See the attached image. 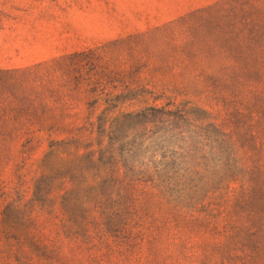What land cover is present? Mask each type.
<instances>
[{
    "label": "rangeland",
    "instance_id": "374dc122",
    "mask_svg": "<svg viewBox=\"0 0 264 264\" xmlns=\"http://www.w3.org/2000/svg\"><path fill=\"white\" fill-rule=\"evenodd\" d=\"M3 124L0 264H264V0H0Z\"/></svg>",
    "mask_w": 264,
    "mask_h": 264
},
{
    "label": "trees",
    "instance_id": "16d2710c",
    "mask_svg": "<svg viewBox=\"0 0 264 264\" xmlns=\"http://www.w3.org/2000/svg\"><path fill=\"white\" fill-rule=\"evenodd\" d=\"M91 117H88V120L86 122V125L82 128V129H70V131H68V133H76V135H74L75 137L81 138V132L85 131H91V133H94V127H95V123L91 121ZM147 119V113H145V111L141 114H137V115H133V114H127V115H121L118 116L116 119H114L112 121L113 125H117V124H121V125H125L130 123L132 120H136V119ZM99 134L98 136H103L105 135V131H102L100 129H102V127H104V121L103 118H101L99 120ZM26 127V124H21V125H8V124H3L0 125V149L2 150H6L9 149L11 147V145L13 143H17L20 142L24 137L27 136L26 138V142L25 144H23V148L25 150H32L33 147H30L29 145L32 143V141H34L33 137V132H31V127L27 128L26 132L23 133V129ZM38 131H42V129L40 128ZM111 134H113V137L110 138L111 142L110 145L105 148V149H99L98 151H90L86 154H84L81 159H80V163L79 166L82 168H95L98 170H101L102 168H105V170H107L110 173V176L105 180V182L111 183V182H119L122 183V181L120 180H115L114 174H115V170H117L116 166L118 164V162L115 161L113 153L114 150L112 149L113 144H111L112 142L118 140V136H117V129L114 131H111ZM30 135V137L28 136ZM79 140V139H78ZM78 141H68V142H62V143H57V142H51V144L49 145L50 147V151L48 153L47 156H51L55 153L58 152H63L65 150H68L70 146L77 144ZM102 145V143H100V146ZM90 147V145H87L85 149H88ZM98 154L97 160L95 159L96 155ZM131 172V171H129ZM131 174L133 176L136 175H146L147 171L141 172V173H134L131 172ZM130 174H128V172H126V176L125 179H127L129 177ZM156 175H159V179L161 180L163 178V176L165 175H161L160 173L157 174H152L151 176H148L146 178V181H151L152 179L155 178ZM124 179V181H125ZM132 179V178H131ZM123 181V182H124ZM41 183L38 184L37 186V191L38 194L42 192L41 190ZM59 237V236H58ZM33 246H38L39 248H46L48 249V245L45 244V242H43L40 238L36 239V237H33ZM60 243V240H56L55 243L53 244L54 247L57 246V244ZM62 248V246L60 245L57 249L55 250H60Z\"/></svg>",
    "mask_w": 264,
    "mask_h": 264
}]
</instances>
